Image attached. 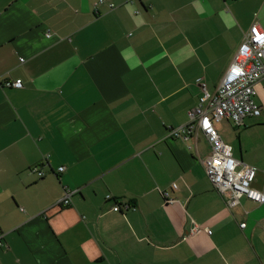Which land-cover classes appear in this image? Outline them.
I'll list each match as a JSON object with an SVG mask.
<instances>
[{
  "label": "crops",
  "instance_id": "obj_1",
  "mask_svg": "<svg viewBox=\"0 0 264 264\" xmlns=\"http://www.w3.org/2000/svg\"><path fill=\"white\" fill-rule=\"evenodd\" d=\"M255 21L264 0H0V264H264V202L229 207L206 136L168 130ZM255 87L262 114L216 127L264 191Z\"/></svg>",
  "mask_w": 264,
  "mask_h": 264
},
{
  "label": "built area",
  "instance_id": "obj_2",
  "mask_svg": "<svg viewBox=\"0 0 264 264\" xmlns=\"http://www.w3.org/2000/svg\"><path fill=\"white\" fill-rule=\"evenodd\" d=\"M102 1V0H101ZM255 30V31H253ZM260 39H256L257 36ZM50 37L51 33L48 32ZM23 61L24 58H21ZM264 84V29L257 21L244 32V37L239 45L229 67L225 71L217 89L210 93L205 89L199 102L189 110V119L177 127L169 126L170 136L191 137L201 131L211 145L209 155L202 159L207 175L216 190L223 196L229 207L240 204L243 197L255 202H264V191L253 186L257 175V167L245 163L234 157L232 147L220 135L216 124L223 119H231L236 125H242L246 118L257 117L262 114V106L256 100V84ZM10 86L23 87L22 79L7 82ZM65 167H60L64 170ZM40 175L44 172L39 167H33ZM172 189L178 188L173 182ZM78 190H67L58 204L68 205L71 196ZM167 202H174L169 189L161 190ZM131 208V203L114 206L115 211L122 207ZM246 223H241L245 226ZM194 225L191 232L199 231ZM210 234L211 231L207 229ZM3 234L0 233V239Z\"/></svg>",
  "mask_w": 264,
  "mask_h": 264
},
{
  "label": "snow or ice",
  "instance_id": "obj_3",
  "mask_svg": "<svg viewBox=\"0 0 264 264\" xmlns=\"http://www.w3.org/2000/svg\"><path fill=\"white\" fill-rule=\"evenodd\" d=\"M253 31H255V30H253ZM261 37L258 35L257 37H256V39H260Z\"/></svg>",
  "mask_w": 264,
  "mask_h": 264
},
{
  "label": "trees",
  "instance_id": "obj_4",
  "mask_svg": "<svg viewBox=\"0 0 264 264\" xmlns=\"http://www.w3.org/2000/svg\"><path fill=\"white\" fill-rule=\"evenodd\" d=\"M61 205V204H60ZM1 233V232H0Z\"/></svg>",
  "mask_w": 264,
  "mask_h": 264
}]
</instances>
